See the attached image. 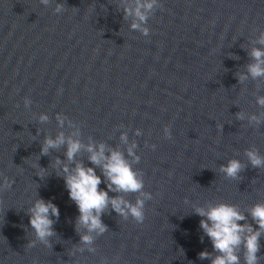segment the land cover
Segmentation results:
<instances>
[{
	"label": "water",
	"instance_id": "95a60500",
	"mask_svg": "<svg viewBox=\"0 0 264 264\" xmlns=\"http://www.w3.org/2000/svg\"><path fill=\"white\" fill-rule=\"evenodd\" d=\"M58 3L65 5L59 13ZM159 3L145 37L132 30L135 17L124 15L134 0H0V184L14 181L0 190V264H212L199 258L218 253L195 208L233 204L247 217L238 223H253L252 206L264 203V168H253L245 152L264 156V107L257 104L264 77L254 80L247 65L255 62L251 50L264 48L257 43L264 0ZM239 74L247 79L239 82ZM41 115L49 119L41 122ZM60 132L84 146L103 143L106 155H125L152 196L142 224L109 205L101 215L108 231L81 227L94 242L80 244L79 212L57 173L83 162L104 177L86 147L72 163L66 145L40 155L45 138ZM230 159L245 166L236 180L219 172ZM118 195L133 204L143 199L109 192ZM38 198L59 208V218L51 217V248L26 246L35 239L28 210ZM260 243L264 264V235Z\"/></svg>",
	"mask_w": 264,
	"mask_h": 264
},
{
	"label": "clouds",
	"instance_id": "9594fccd",
	"mask_svg": "<svg viewBox=\"0 0 264 264\" xmlns=\"http://www.w3.org/2000/svg\"><path fill=\"white\" fill-rule=\"evenodd\" d=\"M41 3L48 4L49 0H41ZM134 7L125 6L124 15L134 16L135 20L131 24L134 31H139L143 36L148 37L150 29L147 27L149 18L155 13L157 8L162 5L159 0H134ZM65 5L58 3L55 11L57 13L64 11ZM257 43L264 45V33L260 35ZM250 56L255 61L247 65V72L255 80L264 77V48H253ZM239 82L247 79V75L239 74L237 77ZM31 103L30 98H24V105L27 107ZM257 104L264 107V97L257 98ZM238 119H243V114H237ZM49 119L47 115H41L40 121L45 122ZM59 125L64 124V117L57 115ZM251 120L259 123L256 116H252ZM219 127H222L221 125ZM166 138L171 140V127H165ZM126 141V136H121ZM62 145L67 146L66 157L69 163L75 162L77 153L86 147L90 153L88 159L93 165L101 168L104 179L101 175H97L95 168L88 167L83 162H75L73 168H69L68 164H64L61 171L57 174H63L65 187L68 190L69 198L77 206L79 215L76 219V232L80 235V228L84 227L87 233L95 232L102 235L108 231L107 225L101 220L104 210L111 205V208L123 219L132 218L137 224L145 221V200L152 199V196L144 192V182L137 176L132 169L131 164L125 158V155L118 150H110L109 154H105V145L101 143L98 148L93 144L84 146L79 140L72 137H65L60 132L55 139L46 137L41 146L40 155H48L50 149L58 148ZM133 144L128 148V155H134ZM156 145H152L155 150ZM245 155L248 157L253 168H264V156H261L258 150H246ZM139 160V157H135ZM56 165H60L59 158L55 161ZM244 165L238 159H230L226 164H221L219 172L223 173L227 178L236 180L240 177ZM46 169H41L38 175L43 179V173ZM14 181L9 182L7 178L0 184V190L11 189ZM101 183H105L106 190L101 189ZM109 192L116 193H139L143 197L137 198L135 203L126 200L123 196L110 197ZM3 201H0L2 204ZM195 213L204 217L200 220V227L212 242L213 250L218 253L212 256L207 251L199 253L200 259H211L212 264H241V250H243L244 264H259L260 257L258 253L261 250L260 238L264 235V203H256L252 206L250 215L253 223H238V221H246L247 217L238 211L233 204L220 202L214 206H209L207 210L204 207H196ZM29 224L34 231L35 239L29 240L27 247L36 246L39 241L46 248H51V238L57 233L53 229L54 220L51 217L59 218L60 212L56 204L51 200L45 201L38 198L34 201L28 210ZM255 225V227H254ZM94 237L89 234L80 235L81 245H92ZM83 251V249H80ZM94 251V249H89ZM183 255V249H180ZM36 264V261H33Z\"/></svg>",
	"mask_w": 264,
	"mask_h": 264
}]
</instances>
